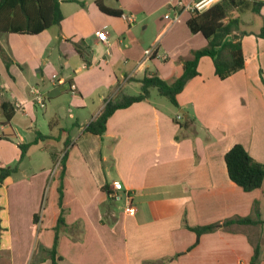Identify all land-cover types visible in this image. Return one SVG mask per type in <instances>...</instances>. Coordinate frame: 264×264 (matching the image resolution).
I'll return each mask as SVG.
<instances>
[{"label": "crops", "instance_id": "obj_1", "mask_svg": "<svg viewBox=\"0 0 264 264\" xmlns=\"http://www.w3.org/2000/svg\"><path fill=\"white\" fill-rule=\"evenodd\" d=\"M192 1L101 0L122 12L113 15L96 0H59L63 18L54 32L0 33V166L17 164L0 186V264H51L61 207L57 264H252L257 243V264H264V223H232L199 237L192 229L253 215L255 202L264 221V180L245 192L224 160L241 143L264 163V37L257 35L264 6L236 12L246 32L241 69L220 79L202 56L177 107L149 96L116 109L102 136L85 130L124 89L139 93L144 75L172 81L183 72L182 59L207 45L187 25ZM255 17L257 27H248ZM100 29L107 41L97 38ZM32 88L43 93L44 107ZM37 132L51 139L34 142ZM21 143H29L22 158ZM58 152L66 154L65 167L50 177ZM124 190L133 215L123 211Z\"/></svg>", "mask_w": 264, "mask_h": 264}, {"label": "trees", "instance_id": "obj_2", "mask_svg": "<svg viewBox=\"0 0 264 264\" xmlns=\"http://www.w3.org/2000/svg\"><path fill=\"white\" fill-rule=\"evenodd\" d=\"M98 8L105 13L121 15V10L112 9L103 5L101 0H96ZM263 0H219L201 12H192L187 20L190 30L201 32L207 40V45L203 48L192 50L191 57L182 59V74L167 82L158 75H144L140 80V92L135 95L120 94L118 97L106 102L100 114L90 121L85 130L93 134L102 136L106 129V122L109 116L119 108H124L136 101H141L149 97L150 89L156 88L160 95L168 98L174 105L178 106L176 95L184 88L188 80L198 74L197 64L202 56H209L214 64L215 74L220 79H225L244 65V57L240 43V36L245 31H239L240 18L236 12L250 9L254 13H259ZM63 18L59 7V0H0V33H27L37 34L53 25H58ZM264 37V22L257 34ZM76 49L81 53L79 47ZM8 65V63H6ZM3 109L6 106L3 105ZM5 118L10 119L11 113L5 111ZM51 139L49 135L37 132L34 142L37 140ZM50 143V141H49ZM69 144L64 141V146ZM29 143H21V158L24 155ZM66 154H62L60 164L65 167ZM224 160L229 178L243 191L248 192L260 188L264 180V163L256 161L244 148L241 143H235L224 154ZM17 171V164L12 166H0V186L4 179ZM63 172L61 174V177ZM58 204L62 205V180L58 186ZM64 209L61 207L60 215L55 227V236L49 255L51 264L56 262V245L58 241V225L64 223ZM37 216L34 217L36 222ZM232 223L238 224H263L259 217L257 202L253 205V215L246 217L228 218L221 222H216L203 226H195L192 229L197 237L204 232H211L219 227H225ZM0 220V235H1ZM198 241V238L196 242ZM259 245L255 244L254 253L251 258L252 264H257Z\"/></svg>", "mask_w": 264, "mask_h": 264}, {"label": "built area", "instance_id": "obj_3", "mask_svg": "<svg viewBox=\"0 0 264 264\" xmlns=\"http://www.w3.org/2000/svg\"><path fill=\"white\" fill-rule=\"evenodd\" d=\"M216 1L219 0H193L191 3L186 5V8L189 9L192 12H201L208 8L210 5L215 3ZM181 3V2H179ZM125 19L128 21H133V17L130 15H123ZM97 38L101 41H107V32L104 29H100L96 33ZM151 51H147V55H150ZM32 95H33V101L39 106V107H44L45 106V97L43 93L37 89V88H32L31 89ZM113 189L117 191L121 187V183L119 181H114L113 182ZM125 193V205L123 206V211L124 213L128 215H133L135 213V206L132 203V198L129 192L124 190ZM112 195L116 196L117 193L115 192Z\"/></svg>", "mask_w": 264, "mask_h": 264}, {"label": "rangeland", "instance_id": "obj_4", "mask_svg": "<svg viewBox=\"0 0 264 264\" xmlns=\"http://www.w3.org/2000/svg\"><path fill=\"white\" fill-rule=\"evenodd\" d=\"M113 0H106V2H108V3H110V4H113V2H112ZM244 17H246V16H244ZM249 18H251V17H249V16H247L246 17V19H249ZM244 21H246V20H244ZM252 23H249L247 26L248 27H252L253 26V28L254 27H257V25L259 24V18H257V17H255L254 18V20L253 19H251L250 20ZM48 32L50 31V33H52V32H54L55 31V26H52V27H50V28H48V29H46ZM153 34H154V30H152V28H151V26H150V28L147 30V31H145V34L143 35V37L146 39L145 41L146 42H149L151 39H152V37H153ZM3 48L0 46V50H2ZM52 52H54V55H55V49H54V47L52 48ZM0 53H2L1 51H0ZM167 82H171L170 80H166ZM125 91V93L126 94H136V93H138V91H139V89H137V90H135L133 87H130V88H127V89H124ZM149 96H150V98H151V100L153 101V102H155V103H157V104H159V103H164V104H166V105H168V106H170L171 107V103H170V101L168 100V98L167 97H165V96H163V95H160L158 92H157V89L156 88H151L150 89V94H149ZM90 111V110H89ZM89 111H87L86 112V114H85V117H87V116H89ZM74 112V111H73ZM56 157H54V160L53 161H49L50 163H51V167H52V174H51V176L50 177H54V175L56 176V169L59 167V169H61L60 167H61V164H60V159H61V156H62V153H59L58 152V154L57 155H55ZM58 156V157H57ZM51 179V178H50ZM49 188H50V183L48 184V187H47V191H49ZM45 199H46V196H45ZM44 199V200H45Z\"/></svg>", "mask_w": 264, "mask_h": 264}]
</instances>
